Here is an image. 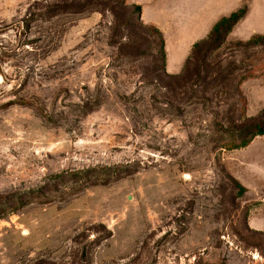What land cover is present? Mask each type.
<instances>
[{"label": "rangeland", "instance_id": "rangeland-1", "mask_svg": "<svg viewBox=\"0 0 264 264\" xmlns=\"http://www.w3.org/2000/svg\"><path fill=\"white\" fill-rule=\"evenodd\" d=\"M0 77V264H264V0H0Z\"/></svg>", "mask_w": 264, "mask_h": 264}, {"label": "trees", "instance_id": "trees-1", "mask_svg": "<svg viewBox=\"0 0 264 264\" xmlns=\"http://www.w3.org/2000/svg\"><path fill=\"white\" fill-rule=\"evenodd\" d=\"M136 9L138 12L141 13L142 8L140 5H137ZM246 13H247L246 8H243V9H240L236 12H233L228 17L221 18L212 27L207 38L210 39V38L222 37L223 35L229 33L231 31V29L246 15ZM150 29L156 30L159 32V36H160V40H161L160 55H161L163 62L165 63V61H166V50H165V40H164L163 33L158 28H156L155 26L151 27ZM198 44L199 43H195L194 47H196ZM263 133H264V129L261 127L260 128L258 127L256 130V133L252 134L250 139L243 141L241 145H243V146L247 145L256 135H260Z\"/></svg>", "mask_w": 264, "mask_h": 264}, {"label": "bare ground", "instance_id": "bare-ground-1", "mask_svg": "<svg viewBox=\"0 0 264 264\" xmlns=\"http://www.w3.org/2000/svg\"><path fill=\"white\" fill-rule=\"evenodd\" d=\"M2 80V78L0 77V81Z\"/></svg>", "mask_w": 264, "mask_h": 264}, {"label": "crops", "instance_id": "crops-1", "mask_svg": "<svg viewBox=\"0 0 264 264\" xmlns=\"http://www.w3.org/2000/svg\"><path fill=\"white\" fill-rule=\"evenodd\" d=\"M215 25V24H214Z\"/></svg>", "mask_w": 264, "mask_h": 264}]
</instances>
